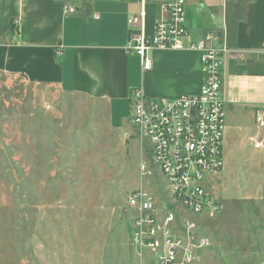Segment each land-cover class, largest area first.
Returning a JSON list of instances; mask_svg holds the SVG:
<instances>
[{
    "label": "rangeland",
    "instance_id": "rangeland-1",
    "mask_svg": "<svg viewBox=\"0 0 264 264\" xmlns=\"http://www.w3.org/2000/svg\"><path fill=\"white\" fill-rule=\"evenodd\" d=\"M134 131L130 106L113 122L106 105L0 73V264H151L128 200L163 202L168 184ZM226 132L224 168L205 179L223 209L197 223L194 264H264V148Z\"/></svg>",
    "mask_w": 264,
    "mask_h": 264
},
{
    "label": "crops",
    "instance_id": "crops-1",
    "mask_svg": "<svg viewBox=\"0 0 264 264\" xmlns=\"http://www.w3.org/2000/svg\"><path fill=\"white\" fill-rule=\"evenodd\" d=\"M163 1L0 0V73L106 105L113 122L127 114L137 89L159 100L197 95L204 81L200 52L152 50V67L144 70L140 56L128 51L130 17L144 8L151 36ZM186 18L187 42L211 35L208 46L227 50L222 66L226 139L229 125H237L250 141L259 139L264 0H186Z\"/></svg>",
    "mask_w": 264,
    "mask_h": 264
},
{
    "label": "built area",
    "instance_id": "built-area-1",
    "mask_svg": "<svg viewBox=\"0 0 264 264\" xmlns=\"http://www.w3.org/2000/svg\"><path fill=\"white\" fill-rule=\"evenodd\" d=\"M143 8L129 19L130 53L142 60L144 70L152 67V50H190L202 54L204 81L197 95L172 100L148 98L141 89L130 98L134 132L149 143L150 153L168 184V194L159 202L143 190L131 193L133 242L149 252L151 264H194L201 246L194 230L202 219L217 218L222 204L205 186V179L224 168L223 146L227 110L222 97V66L226 48L203 41L187 42L189 30L186 0L160 3L153 35L145 31ZM261 137L254 146L264 148V116L257 118ZM142 171H147L143 163ZM147 171V172H146Z\"/></svg>",
    "mask_w": 264,
    "mask_h": 264
}]
</instances>
